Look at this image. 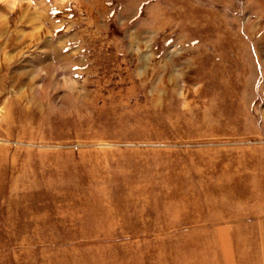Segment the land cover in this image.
Instances as JSON below:
<instances>
[{
	"label": "rangeland",
	"instance_id": "rangeland-1",
	"mask_svg": "<svg viewBox=\"0 0 264 264\" xmlns=\"http://www.w3.org/2000/svg\"><path fill=\"white\" fill-rule=\"evenodd\" d=\"M0 264H264V0H0Z\"/></svg>",
	"mask_w": 264,
	"mask_h": 264
}]
</instances>
